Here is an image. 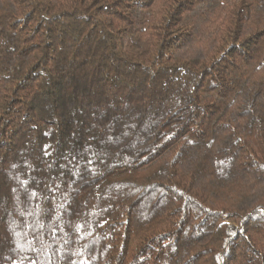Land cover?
<instances>
[{
  "label": "trees",
  "instance_id": "trees-1",
  "mask_svg": "<svg viewBox=\"0 0 264 264\" xmlns=\"http://www.w3.org/2000/svg\"><path fill=\"white\" fill-rule=\"evenodd\" d=\"M0 264H264V0H0Z\"/></svg>",
  "mask_w": 264,
  "mask_h": 264
}]
</instances>
